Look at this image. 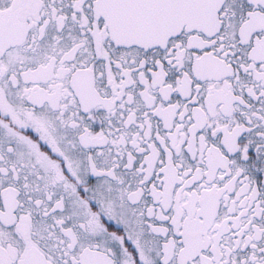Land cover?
I'll list each match as a JSON object with an SVG mask.
<instances>
[{
    "label": "snow or ice",
    "instance_id": "6c2138e0",
    "mask_svg": "<svg viewBox=\"0 0 264 264\" xmlns=\"http://www.w3.org/2000/svg\"><path fill=\"white\" fill-rule=\"evenodd\" d=\"M0 264H264V0H0Z\"/></svg>",
    "mask_w": 264,
    "mask_h": 264
}]
</instances>
